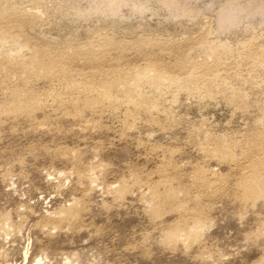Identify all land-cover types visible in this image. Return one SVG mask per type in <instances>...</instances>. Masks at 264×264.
I'll list each match as a JSON object with an SVG mask.
<instances>
[{"label":"rangeland","instance_id":"1","mask_svg":"<svg viewBox=\"0 0 264 264\" xmlns=\"http://www.w3.org/2000/svg\"><path fill=\"white\" fill-rule=\"evenodd\" d=\"M0 264H264V0H0Z\"/></svg>","mask_w":264,"mask_h":264}]
</instances>
